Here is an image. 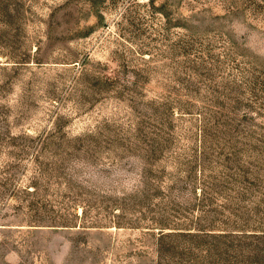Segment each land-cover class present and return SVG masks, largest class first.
Segmentation results:
<instances>
[{
	"label": "rangeland",
	"instance_id": "1",
	"mask_svg": "<svg viewBox=\"0 0 264 264\" xmlns=\"http://www.w3.org/2000/svg\"><path fill=\"white\" fill-rule=\"evenodd\" d=\"M0 264H264V0H0Z\"/></svg>",
	"mask_w": 264,
	"mask_h": 264
}]
</instances>
